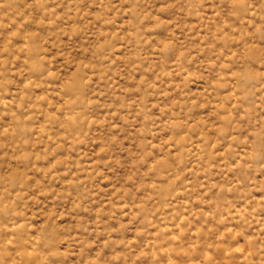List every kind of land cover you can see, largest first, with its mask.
Returning a JSON list of instances; mask_svg holds the SVG:
<instances>
[{
	"label": "rangeland",
	"instance_id": "374dc122",
	"mask_svg": "<svg viewBox=\"0 0 264 264\" xmlns=\"http://www.w3.org/2000/svg\"><path fill=\"white\" fill-rule=\"evenodd\" d=\"M0 264H264V0H0Z\"/></svg>",
	"mask_w": 264,
	"mask_h": 264
}]
</instances>
